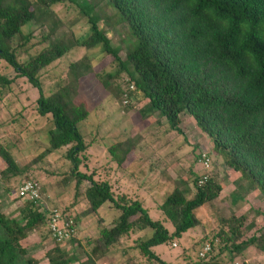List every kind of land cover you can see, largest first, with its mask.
Here are the masks:
<instances>
[{
	"label": "trees",
	"instance_id": "obj_1",
	"mask_svg": "<svg viewBox=\"0 0 264 264\" xmlns=\"http://www.w3.org/2000/svg\"><path fill=\"white\" fill-rule=\"evenodd\" d=\"M83 2L85 6L80 0H0V60L14 71L13 76L0 73V95L18 77L36 88L37 111L49 114L52 124L41 155L67 147V170L61 183L73 182L75 199H82L85 205L83 215L97 213L106 202L119 209L111 225L98 220L95 249L105 255L131 232L140 231L147 236L137 240L139 253L157 264H172L151 248L200 225L202 219L196 210L218 197L221 183L208 176L200 182L206 174L195 175L191 196L190 189L175 185L158 206L172 231L161 220L153 219L141 200L114 197L107 181L79 169L84 157L80 153L86 149L79 124L90 113L87 103L76 98L81 80L92 74L108 93H117L118 99L126 96V102L131 97L144 100L138 109L142 119L157 112L176 131H180L182 115L192 117L197 128L210 137L213 152L239 172L236 181L247 180L248 193L257 189L264 198V0H107L117 11L115 17L126 23L136 39V45H128L124 56L106 30L98 27V16L90 14L96 3ZM64 4L77 6L81 17L89 16L88 29L81 39L62 31L64 23L54 8ZM27 25L33 28L24 31ZM35 29L40 31L38 36ZM99 44L103 58L112 57V69L95 70L91 58L84 55L71 61L65 78L44 93L39 77L44 68L75 46L90 48ZM37 45L44 46L31 54ZM122 75L131 90L114 84ZM130 107L126 104L125 108ZM117 146L118 142L111 144L108 151L117 166L124 168L127 156L134 153L133 147L117 158ZM0 157L5 163L0 181L10 183L12 190L17 191L28 180L38 183L25 177L15 186L14 180L24 173V167L17 164L10 147L0 146ZM22 199L16 216L0 213V264H36V258L26 256L21 241L32 231L39 232L43 240L51 237L48 221L52 209L58 207L48 206L41 196L37 200ZM65 210L61 214L76 224V216L65 214ZM244 222V215L222 217L218 229L207 238L210 250L203 257L197 254L192 264H224L252 244L264 252V215L262 226L249 237L244 235L252 224L244 226ZM52 240L53 246L45 252L48 264L91 261L75 262V256L61 246L62 242ZM66 241L77 243L73 237Z\"/></svg>",
	"mask_w": 264,
	"mask_h": 264
},
{
	"label": "rangeland",
	"instance_id": "obj_2",
	"mask_svg": "<svg viewBox=\"0 0 264 264\" xmlns=\"http://www.w3.org/2000/svg\"><path fill=\"white\" fill-rule=\"evenodd\" d=\"M83 1L80 0L81 6L86 5ZM89 1L96 3L90 14L98 16V27L106 30L113 45L124 56L128 45H136L131 30L123 20L115 17L117 11L108 5L107 0ZM54 9L58 19L64 23L63 32L67 35L72 32L79 39L85 35L89 16L81 17L79 8L75 5H58ZM32 28V25L23 27L24 31ZM34 34L38 36L40 31L35 29ZM69 38L72 39L71 36ZM43 46H35L31 54ZM84 55L91 58L95 70L113 68L110 61L112 57L103 58L104 51L100 44L90 48L75 46L68 54L41 71L39 77L44 93L47 94L59 79L65 78L71 61ZM0 73L14 75L13 69L1 60ZM114 84L123 90H131V84L124 75L116 79ZM37 97L38 90L23 77L16 78L10 89L0 95V146L10 147L17 164L24 167V173L14 180V185L17 186L25 177H31L38 181L41 200L45 204L57 206L60 212L66 209L65 214L76 216L73 238L77 243H61L62 247L75 256V262L91 260L87 264H157L139 253L137 240L147 236V233L140 231L131 232L116 249L105 255L95 249L93 239L96 236L98 220L101 218V222L109 226L120 211L110 202H106L95 214L81 213L85 205L82 199H75L73 182L61 183L67 170L68 162L64 157L67 147L41 155L47 147L48 129L52 124L49 114L38 113ZM76 98L84 100L90 111L89 116L79 124L86 143L85 151L80 153L84 157L79 169L92 172L97 180L107 181L114 197L126 196L141 200L148 214L153 219L161 220L169 231L173 227L158 206L175 185H179L182 190L190 189L191 196L194 193L192 180L195 175L200 177L206 174L208 178L212 177L221 183L218 197L196 210V215L202 219L200 225L190 228L171 242L151 248L160 258L172 264H192L197 254L202 257L199 254L202 248L206 244L210 245L207 238L218 229L219 220L232 213L245 216L244 226L252 224L245 231V237H249L262 226L264 198L259 190L248 193L247 180L236 181L239 172L226 166L223 157L213 152L210 137L197 128L192 117L182 115L180 131L172 129L157 112L142 119L138 109L144 105V100L137 101L131 97L126 102V96L118 99L117 93H108L92 74L81 80ZM126 104L131 107L126 109ZM115 142L119 145L115 148L117 158L124 156L133 147L134 153L127 156L123 163L124 168L117 166V161L108 151V147ZM203 153L210 159L209 168L202 165ZM4 166L5 163L0 157V170ZM12 187L10 183L0 181V213L6 216H16L23 201ZM53 244L51 237L43 240L37 231L30 232L21 241L26 256L36 258V264H48L45 252ZM224 264H264V252L252 244L232 261Z\"/></svg>",
	"mask_w": 264,
	"mask_h": 264
},
{
	"label": "built area",
	"instance_id": "obj_3",
	"mask_svg": "<svg viewBox=\"0 0 264 264\" xmlns=\"http://www.w3.org/2000/svg\"><path fill=\"white\" fill-rule=\"evenodd\" d=\"M201 161L204 168H209L210 159L207 154L201 155ZM207 179V175H203L200 182ZM39 185L35 181H25L17 189V196L37 200L40 199ZM48 227L51 233V238L60 242L66 241L75 234V224L72 219L65 218L61 212L54 208L51 211L50 219L48 221ZM210 250V245L206 244L199 254L203 257L206 252Z\"/></svg>",
	"mask_w": 264,
	"mask_h": 264
}]
</instances>
